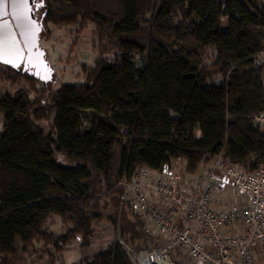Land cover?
I'll return each instance as SVG.
<instances>
[{"label": "trees", "instance_id": "1", "mask_svg": "<svg viewBox=\"0 0 264 264\" xmlns=\"http://www.w3.org/2000/svg\"><path fill=\"white\" fill-rule=\"evenodd\" d=\"M43 1L44 24L90 22L99 53L114 57H97L87 82H62L35 101L21 87L0 94V264H16L35 241L47 264L77 234L86 243L99 216L92 205L137 166L185 158L198 173L220 151L248 170L264 166V129L254 122L264 109L253 62L264 47L258 0ZM21 77L45 87L0 64L3 81ZM93 175L100 189L88 186ZM125 201L133 228L122 223L120 237L71 264H134L120 239L157 244ZM53 216L58 234L46 227Z\"/></svg>", "mask_w": 264, "mask_h": 264}, {"label": "built area", "instance_id": "2", "mask_svg": "<svg viewBox=\"0 0 264 264\" xmlns=\"http://www.w3.org/2000/svg\"><path fill=\"white\" fill-rule=\"evenodd\" d=\"M253 62L264 86V47ZM254 119L264 129V109ZM117 185L158 240L140 249L123 243L134 264H264V166L248 170L220 151L198 173L175 158L161 169L137 166ZM81 241L77 234L66 247Z\"/></svg>", "mask_w": 264, "mask_h": 264}, {"label": "rangeland", "instance_id": "3", "mask_svg": "<svg viewBox=\"0 0 264 264\" xmlns=\"http://www.w3.org/2000/svg\"><path fill=\"white\" fill-rule=\"evenodd\" d=\"M44 9L45 7L42 6L39 13L41 14ZM221 19H225V16H222ZM39 44L45 50L46 58L53 68L50 79L45 82V87L38 81H30L22 77L13 84H10L8 80L0 79V94L21 87L26 91L29 99L35 101L43 98L46 90H53L62 82H87V74L93 68L97 57L102 56L108 60H112L114 57L113 50L99 53L100 45L96 39L94 26L90 22L82 25L71 23L63 26L44 24L43 22ZM206 62L209 63V60ZM254 122L260 124L257 119H254ZM87 184L92 190L100 189V176L93 175L87 180ZM122 192V190L109 191L94 202L91 210L98 213L99 216L93 223V234L86 243L81 241L80 244L66 248L65 252H56L54 264L76 263L82 257L90 256L104 248L112 238L120 237L119 227L122 223L133 228L132 223L127 221L128 219L132 220L133 215L126 204V195ZM46 227L54 234L60 233L62 230L60 217L49 218ZM152 239L154 243L158 242L156 238L152 237ZM122 242L129 244L124 238ZM39 245L40 242L35 241L32 248L28 247L21 251L16 259V264H47L46 253L40 251L41 246ZM183 260L189 263L187 256Z\"/></svg>", "mask_w": 264, "mask_h": 264}, {"label": "water", "instance_id": "4", "mask_svg": "<svg viewBox=\"0 0 264 264\" xmlns=\"http://www.w3.org/2000/svg\"><path fill=\"white\" fill-rule=\"evenodd\" d=\"M42 3H44L43 0H41L40 3L36 0H29L27 21H18L17 19H14L13 14L17 13L19 9L13 4V0H4L5 6H0V11L6 12L7 15L0 16V23L7 21L9 26L7 31L14 36L18 49L23 53V58L14 60L13 63L10 64L3 62V59L11 58L6 55L3 59H0V64L8 65L14 70L20 71H26V68H33L34 74L28 71L26 72L34 75L39 80L46 82L50 79L53 68L46 58L45 50L39 44L45 11L38 18L34 12L38 4ZM18 24L21 26L18 27ZM32 25H34L36 29L34 35L30 34V28ZM26 37L28 41L27 44ZM38 72L39 74L37 75Z\"/></svg>", "mask_w": 264, "mask_h": 264}, {"label": "snow or ice", "instance_id": "5", "mask_svg": "<svg viewBox=\"0 0 264 264\" xmlns=\"http://www.w3.org/2000/svg\"><path fill=\"white\" fill-rule=\"evenodd\" d=\"M13 4L19 9L17 13H14V19L27 21L28 18V4L29 0H13ZM0 6L4 5V0H0ZM7 13L0 11V16H6ZM21 25L18 24V27ZM8 23L4 21L0 23V59H3L6 55L11 57L10 59H3L5 63H13L14 60L22 59L23 53L18 49V46L15 43V38L12 36L8 30ZM36 29L35 26L32 25L30 28V34L34 35ZM23 34V33H22ZM26 37V44H27ZM18 66V65H16Z\"/></svg>", "mask_w": 264, "mask_h": 264}, {"label": "flooded vegetation", "instance_id": "6", "mask_svg": "<svg viewBox=\"0 0 264 264\" xmlns=\"http://www.w3.org/2000/svg\"><path fill=\"white\" fill-rule=\"evenodd\" d=\"M36 1H38V2L40 3L41 0H36ZM43 4H44V3H42V4H38L37 8L34 10L35 15L37 16V18L40 17V15L45 11V9H44V10L42 11L41 14L39 13L41 7L44 6ZM26 71H28V72L34 74V69H33V68H29V69L26 68ZM38 74H39V72L37 73V75H38Z\"/></svg>", "mask_w": 264, "mask_h": 264}, {"label": "crops", "instance_id": "7", "mask_svg": "<svg viewBox=\"0 0 264 264\" xmlns=\"http://www.w3.org/2000/svg\"><path fill=\"white\" fill-rule=\"evenodd\" d=\"M1 125H2V121L0 120V128H1ZM64 252V251H63Z\"/></svg>", "mask_w": 264, "mask_h": 264}]
</instances>
